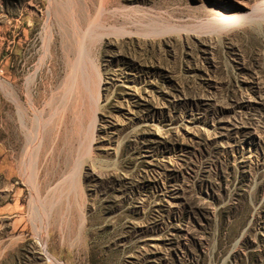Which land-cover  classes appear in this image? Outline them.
Wrapping results in <instances>:
<instances>
[{
  "label": "rangeland",
  "instance_id": "obj_1",
  "mask_svg": "<svg viewBox=\"0 0 264 264\" xmlns=\"http://www.w3.org/2000/svg\"><path fill=\"white\" fill-rule=\"evenodd\" d=\"M17 10L0 264H264V0Z\"/></svg>",
  "mask_w": 264,
  "mask_h": 264
},
{
  "label": "crops",
  "instance_id": "obj_2",
  "mask_svg": "<svg viewBox=\"0 0 264 264\" xmlns=\"http://www.w3.org/2000/svg\"><path fill=\"white\" fill-rule=\"evenodd\" d=\"M22 16V12L17 10V0H0V53L11 50L13 44L12 38L5 36V31L15 30L19 25L30 26L25 18L22 21Z\"/></svg>",
  "mask_w": 264,
  "mask_h": 264
}]
</instances>
